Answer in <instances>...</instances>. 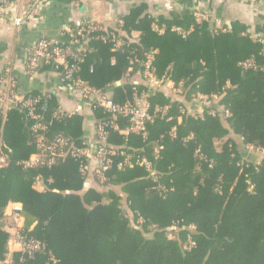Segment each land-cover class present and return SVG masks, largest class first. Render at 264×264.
<instances>
[{"label": "trees", "instance_id": "1", "mask_svg": "<svg viewBox=\"0 0 264 264\" xmlns=\"http://www.w3.org/2000/svg\"><path fill=\"white\" fill-rule=\"evenodd\" d=\"M154 24L164 25V33L153 31ZM72 30L71 41L81 43L78 52L71 49L79 58L76 77L117 108L146 94L153 118L143 138L125 133L128 118L92 104L95 128L104 126L106 144L117 153L112 166L96 174L83 156L24 168L21 163L40 152L32 121L18 108L4 119L0 114L7 157L0 168V261L10 238L3 214L12 202L22 205L24 237L45 245L21 264H264V154L246 150H264V42L239 21L214 31L208 22H195L193 11L155 17L141 7L113 24L83 22ZM149 54L152 75L180 86L175 91L182 101L133 84ZM199 96L209 102L191 115L185 104ZM40 98L44 143L61 138L63 149L87 148L84 117L61 115L53 97ZM223 138L216 148L215 140ZM139 157L151 163L150 172L135 165ZM125 158L132 165L118 168Z\"/></svg>", "mask_w": 264, "mask_h": 264}, {"label": "crops", "instance_id": "2", "mask_svg": "<svg viewBox=\"0 0 264 264\" xmlns=\"http://www.w3.org/2000/svg\"><path fill=\"white\" fill-rule=\"evenodd\" d=\"M135 7H141L142 13L155 17L170 12L201 10L227 28L234 21L241 22L252 38L264 42V0H80L69 4L59 0H10L9 7L0 18V76L9 70L21 94L37 93L45 100L53 97L60 109L81 114L84 117L83 139L93 146L96 138L91 107L77 93L63 86L60 73L53 66L42 64L30 73L28 53L40 39L68 43L72 26L83 22L113 24L115 19L125 16ZM22 16L20 26L11 24L12 17ZM138 36V32H133L134 39ZM161 90L169 97L177 94L170 87ZM174 98L182 101L178 95ZM185 106L193 115L201 113L206 104L197 99ZM223 139L215 140L216 148H219L216 142ZM91 177L85 185L92 182ZM36 189L41 191L42 185H36Z\"/></svg>", "mask_w": 264, "mask_h": 264}, {"label": "built area", "instance_id": "3", "mask_svg": "<svg viewBox=\"0 0 264 264\" xmlns=\"http://www.w3.org/2000/svg\"><path fill=\"white\" fill-rule=\"evenodd\" d=\"M9 5L10 0H0V18ZM193 17L197 23L208 22L212 25V29H214V31L222 29V24L219 21L212 19L207 13H204L201 10H194ZM23 18V16L12 17L11 24L15 27L20 26L23 23ZM152 29L158 34H162L166 28L164 25H154ZM171 30L178 33L182 37H186L187 35V32L179 27H172ZM76 35L83 36V33L81 30H78ZM109 40L114 45H118V42L113 35L110 36ZM80 48L81 43L78 41H71L70 47H62L56 42L40 39L34 43L29 50V72L33 73L42 64L53 66L59 71L60 79L64 87H67L71 91L77 93L90 107L92 104H96L102 106L109 112H117L123 117L128 118L129 125L126 128L125 133L137 132L144 138L146 136L147 123H149L153 118L151 106L147 100V95L142 93L135 96L131 105H126L120 108L114 106L109 97L96 93L88 85H86L82 79L76 77L79 70L77 65L79 58L78 54L73 53L72 50L74 49V51L78 52ZM70 60H74L76 63H74V61L73 63L69 62ZM150 61L151 55L149 54L144 62L143 71L140 74L139 79H133V84H142L147 89L152 91L161 90L165 87H170V90H178L180 86L177 89L172 82L168 80L164 81L163 79L158 80L152 75ZM243 66L247 68L253 67L251 63H244ZM3 73L4 75L0 76V114H2L4 119L10 108H18L24 111L26 118L32 121L31 130L36 135L37 148L40 151L39 153L32 154L28 160L21 163L24 168L42 165L51 167L57 160H63L68 155L76 157L83 156L89 163L87 169H89L90 173L98 174L99 170H105L112 166V157L117 153L115 149H109L107 146V132L103 125H98L95 128L96 140L93 146H88L84 149L74 147L63 149L64 142L61 138H57L51 145H46L41 132L45 131L47 126L42 121L40 113H38V104L40 105L41 100L40 96L36 95L34 97H27L21 94L17 88L15 79L10 74V71L5 70ZM198 99L204 104L209 102L205 96H199ZM213 99H216V97ZM65 112L66 111L63 109L59 110L61 115ZM158 112L159 108L154 107V113ZM215 114L216 112H211L212 116ZM224 115H227L226 111L224 112ZM246 150L247 153H254L259 156L264 154V150L254 152L251 147H247ZM45 152L48 153L49 157H45ZM157 153L158 149L155 150L156 157L158 156ZM6 163L7 157L3 152V140L0 138V168L4 167ZM134 163L135 165L143 167L146 171H151V163L144 157L137 158ZM131 165L132 162L128 158H125L123 162L118 163L117 167L122 168L123 166ZM85 186H87V184ZM3 215L6 228L10 232V238L7 242V254L4 260L0 261V264H21L25 256L31 258L35 253L43 252L45 250V245L43 243L31 238H26L21 233L20 229L23 224V209L21 204L12 202L8 203L5 207ZM171 230H176V227H171ZM189 230H194V227L190 226ZM187 244H189V247L194 245L190 237H188ZM15 252L20 253L23 257H19L18 260H15L13 257V253Z\"/></svg>", "mask_w": 264, "mask_h": 264}, {"label": "rangeland", "instance_id": "4", "mask_svg": "<svg viewBox=\"0 0 264 264\" xmlns=\"http://www.w3.org/2000/svg\"><path fill=\"white\" fill-rule=\"evenodd\" d=\"M177 95V94H176ZM176 95H172L171 94V96L174 98ZM225 139H223L222 141H220V142H216V145H218V147L220 148V146H221V144H222V142L224 141ZM218 143V144H217ZM263 156V155H262Z\"/></svg>", "mask_w": 264, "mask_h": 264}, {"label": "water", "instance_id": "5", "mask_svg": "<svg viewBox=\"0 0 264 264\" xmlns=\"http://www.w3.org/2000/svg\"><path fill=\"white\" fill-rule=\"evenodd\" d=\"M117 84H119V83H117Z\"/></svg>", "mask_w": 264, "mask_h": 264}]
</instances>
